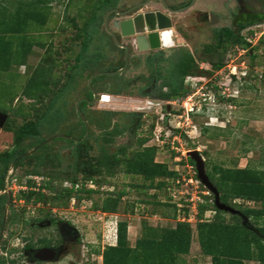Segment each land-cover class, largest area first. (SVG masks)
Wrapping results in <instances>:
<instances>
[{
	"label": "rangeland",
	"instance_id": "obj_1",
	"mask_svg": "<svg viewBox=\"0 0 264 264\" xmlns=\"http://www.w3.org/2000/svg\"><path fill=\"white\" fill-rule=\"evenodd\" d=\"M29 1L31 0H0V11L13 12L20 3ZM96 1L44 0L40 7L43 18L38 22L29 21L20 34L0 37L12 44L9 54L11 62L0 70V111L8 115V124L5 123L0 128V157L4 152L13 150L14 132L17 128L36 119L46 111V104L57 91L66 84L69 87L39 125V139L42 142L57 135L66 138L51 140L31 153L28 158L26 156L27 160L20 165L15 166L13 162L5 173V187L0 195L4 196L9 205H5L4 210L6 222L0 242V258L25 264V258L20 253L27 240L56 236L52 227L41 228L37 225L40 224L41 217L49 218L52 214L56 219L74 224L80 233L81 243L78 257L66 255L51 264H100L98 257L105 248L115 243V222H129L127 236L132 246L137 238L136 231L140 232L144 223L155 228L172 229L177 222H188L191 224L190 249L188 254L178 256V264H210L211 258L204 256L200 250L195 228L197 220L193 217L196 214L195 205L212 201L211 193L198 180L195 166L192 167L188 161L187 152L197 150L204 160L206 171H210L216 164L224 167L235 164L258 166L264 162V22L255 23L241 31L240 35L249 44L247 48L228 44L222 58L218 60V57L211 58L205 54L206 46L213 43V30L223 27L236 29L239 21L251 17L244 16L245 8L242 9L238 0H196L193 6L180 13H170L159 0H154L127 16L111 13L108 18V26L111 29L114 21L130 18L140 12L161 11L171 19L176 51L169 60L161 62L158 88L153 97L158 99L162 92L172 93V84H176L172 72L188 53L193 56L197 68L194 76L201 78L198 80L201 84L216 83L225 94L234 98H227L218 90L214 91V103H210V109L194 116L190 115L189 122H186V115L178 117L179 114H184V110L180 107V102L174 103L176 98L166 100L169 109L167 105H163L152 107L150 110L135 111L134 107L147 108V104L127 102V99L141 98L142 94L138 93L150 84L152 72L137 71L135 75L129 69L125 73L126 76L143 75L150 78L149 82H137L126 90V95L122 96L124 101L121 104L116 103L121 109L96 106L83 114L86 102H80L77 108L78 100L73 94L78 83L86 82L93 73L102 70L115 72L116 70L110 69L121 67L123 64V52L104 26L105 17L111 9H98ZM143 1L145 0H116L112 9L122 12ZM165 1L170 8L177 10L191 2ZM242 1L246 8L260 14L259 21L264 19V0ZM93 14L98 20L89 28L92 41L79 67L74 69L77 65L75 58L80 52L82 42L76 39L77 28H82ZM70 19L74 20L77 28ZM114 32L117 39L124 42L119 32ZM88 60L95 62V65L91 66ZM219 61L221 68L215 66ZM93 67H96V72H93ZM118 77L103 75L95 78L90 85L87 83L85 94L93 98L91 89L96 82H115ZM124 78L127 77H122L123 82L126 81ZM131 80L129 78L126 83ZM35 82L45 83L36 86ZM192 82L194 88L191 91L195 92L194 89L199 87L200 83ZM116 83H112L113 91L116 86L118 90ZM229 99H234V102L228 101ZM78 111L82 113L88 126L85 141L93 147L87 156L80 159L79 163L84 165V174L89 172L90 160L93 162L100 155L101 148L114 152L122 146H127V154L152 149L149 160L158 166H164L166 170L178 172V179L173 183L170 180L162 189L148 190L143 187L148 183L137 175L118 172L113 177H101L106 183L103 189L91 198L92 202L109 201L108 209L103 211L92 210L89 203L71 204L70 200L51 206L43 201L35 202L36 196L29 202L21 199V194L31 190L53 196L56 191H47L43 184L51 182V186L60 191L64 188V180L73 176L72 165L75 164L74 156L77 151L72 139H83L86 133ZM168 114L172 116L166 117ZM165 118L170 120L172 126L183 128L181 131L183 134L185 132L186 140L178 136L175 139L171 133L168 137L164 136L167 129H160L159 126L166 125ZM153 131L158 137L162 134L164 140H152L150 134ZM148 136L150 139L143 146H138V139ZM39 139H25L17 150L24 154L32 152L39 145ZM41 158L45 159L47 164H39ZM121 193L123 199L117 201L114 194ZM180 201L186 202L187 205ZM166 202L177 204L176 206L181 204L177 207L181 211L176 212V219L163 217L164 213L173 214V209L164 205ZM230 206L236 209L255 207L253 203L240 200L233 201ZM112 207L116 209L114 212L109 210L113 209ZM48 210L52 211L47 213ZM215 216L214 210H208L204 213L203 220L212 221ZM223 218L226 222H231L228 214H224ZM262 223L263 220L258 222L259 225ZM31 224L36 225L32 227ZM245 264L259 263L250 260Z\"/></svg>",
	"mask_w": 264,
	"mask_h": 264
},
{
	"label": "trees",
	"instance_id": "obj_2",
	"mask_svg": "<svg viewBox=\"0 0 264 264\" xmlns=\"http://www.w3.org/2000/svg\"><path fill=\"white\" fill-rule=\"evenodd\" d=\"M43 3L44 0H31L27 3H20L18 5L19 7L13 12L7 13L3 11L1 13L0 11V37L20 34L24 31L29 21L34 20L38 22L40 18H43V14L40 11L41 4ZM95 5L100 10H109L115 7L116 0H97ZM97 20V16L93 14L82 28H77L78 26L74 23V20L70 19L73 26L78 30L76 39L82 40L80 52L75 58L77 65L74 66V69L79 67V63L83 60L82 57L90 46L92 34L89 32V28ZM259 22H264V19L259 21L253 20V17H250L247 20L239 21L236 29L230 27L214 29L212 32L213 43L206 46L205 54L211 58L218 57V60H220L228 44H236L244 49L247 48L249 44L240 33L247 27ZM11 45L10 41L0 39V70H3L11 62L9 57ZM88 63L91 66L95 65V62L91 60H88ZM215 66L221 68L222 64L219 61ZM117 69L118 67L110 70ZM196 69L193 56L186 53L183 60L176 65L172 72L176 80V84H172V93L162 92L158 96L159 99L166 101L173 98L177 100L185 97L190 90L184 85V78L190 75L194 76ZM95 71L96 67H93V72ZM44 83L35 82V85L40 86ZM67 86L68 84L64 85L61 90L56 92L46 104V111L39 114L36 119L19 126L14 132L13 150L4 152L0 157V193L4 191L5 173L10 165L17 160L15 166H18L29 157H20L24 154V152L17 150L21 141L30 138L39 139V125L41 120L52 110L65 89L69 88ZM228 101L234 102V99H229ZM172 134L186 140L180 130L172 129ZM150 135L152 136V133ZM149 139V136L138 139V146H143ZM41 142L42 140L39 139L38 144ZM72 144L75 145L74 147L77 151L74 156L75 164L73 163L72 165V171L74 173L72 177L64 181L75 185L79 181L84 184V182L92 180L98 189L88 190L82 188L78 193H74L69 188H63L58 191L51 186V182L47 181L43 184V187L49 192L56 191L55 195L46 196V194L31 190L21 194V199L29 202L32 197L36 196L35 202L43 201L49 203L51 206L55 203L60 204L59 202L69 201L73 196L78 198L77 201L82 199L92 200L91 196L99 193L101 191L100 188L106 183L105 180H101L100 178L104 176L113 177L118 172L140 176L144 182L148 183L143 185L148 190L162 189L168 185L170 180L173 183L179 177L178 172L166 170L164 166H158L149 160L153 151L152 149L127 154V146H122L114 152L101 148L100 155L93 162L90 160L89 172L84 174V165L79 162L83 156H87L93 150V147L85 140L76 143L72 141ZM188 161L194 167V162L190 158H188ZM38 162L39 164H47L43 158ZM206 174L216 187L222 203L230 206V203L233 201L240 200L242 202L253 203L255 207L243 209L233 207L246 219L244 221L239 215H231L217 210L213 204L214 198L212 194L210 196L212 201L198 204L195 228L199 247L203 255L211 258L210 264H245L246 261L250 260L264 264V223L261 225L258 224L261 220L264 222V162L258 166L247 165L245 168H238L236 164L230 167L216 164L213 165L210 171H206ZM114 197L118 201L123 199V194H114ZM6 203L7 201L4 196L0 195V229L3 223ZM113 203L116 204V202ZM181 203L187 205L186 202L182 201ZM164 205L170 206L173 209V214L164 213L163 217L176 219V212L181 211V209L177 208V204L166 202ZM108 207L109 201H93L92 204L93 210L101 209L103 211L107 210ZM112 208L109 210L114 212L116 209L115 207ZM182 210L186 211L185 209ZM208 210H214L216 213L212 221L203 220L204 213ZM49 211L51 212L52 210H48L47 213H50ZM224 214L229 215L230 223L225 221L223 218ZM128 225L129 222L117 223V238L115 244L109 245L103 250L101 254L102 264H178V256L181 254L186 255L189 252L191 244V224L188 222H177L176 226L172 229L155 228L144 223L139 232L140 236L136 239L134 246H131L128 240ZM0 264L17 263L1 257Z\"/></svg>",
	"mask_w": 264,
	"mask_h": 264
},
{
	"label": "water",
	"instance_id": "obj_3",
	"mask_svg": "<svg viewBox=\"0 0 264 264\" xmlns=\"http://www.w3.org/2000/svg\"><path fill=\"white\" fill-rule=\"evenodd\" d=\"M151 1H154V0H145L122 12L118 11L117 9H111L107 13L105 17V23H104L105 29L112 36L115 43L119 47L125 50V65L123 66L122 69L117 70L115 72H100V73L93 75L89 79V83H88L89 85L91 84V81L95 77L103 76V75L112 76V75L121 74L127 66L129 46L126 44H123L117 39V35L115 34L114 30L118 31L122 38L126 39L131 44L132 47L137 48L139 51H148V50H154V49H167V48H171L175 46V37H174L173 29H172L171 19L165 13L161 11H147V12L136 13L134 16L130 18H126L121 21H114L113 22L114 30L109 28L108 18L111 13H115L119 16H127L143 8ZM159 1L162 3L164 8L168 12L180 13V12H183L189 9L191 6H193L196 0H191V2L187 6H185L184 8L178 9V10L170 8L165 0H159ZM91 91L93 93V99L90 102L88 101H85V102L94 104L97 100V94L93 91V89H91ZM111 101H112L111 104L109 105L104 104L101 107L105 108L107 106L109 109H121L120 108L121 106L116 105V103L123 102L124 98H122L121 96L112 97ZM127 102L147 104V108L134 107L133 109L135 111L150 110L152 109V107L163 106V105H167V109L170 108V106L166 104V102L163 100H153V99L144 100V99H137V98L136 99L129 98L127 99ZM79 103L80 101L77 102V108L79 107ZM78 113H79V116L81 117L86 133L83 139H80V140L72 139V140H74L75 142H82L87 137L88 126H87L86 121L82 117V113L80 111H78ZM7 119H8V115L0 111V128L4 126ZM58 137L66 138L64 136H58V135L50 137L49 139L40 143L36 148L32 150V152L22 154L20 157L24 158L26 156H29L31 153L36 152L43 145L47 144L51 140L58 138ZM187 156L194 162L198 180L213 195V198H214L213 204L215 208L219 211H222V212H225L231 215H239L240 217L243 218L244 221H246V219L242 216V214L238 210L220 201L219 193L216 187L213 185V183L210 181L209 177L206 174L204 160L202 156L199 154V152L197 150L188 151ZM8 205L9 203H7V206ZM5 222H6V216L4 215L2 228L0 230V242L3 237ZM54 255H55V250L50 249V248H42V249L36 250L34 253L36 261H39V262H54L56 261V259L53 258Z\"/></svg>",
	"mask_w": 264,
	"mask_h": 264
},
{
	"label": "flooded vegetation",
	"instance_id": "obj_4",
	"mask_svg": "<svg viewBox=\"0 0 264 264\" xmlns=\"http://www.w3.org/2000/svg\"><path fill=\"white\" fill-rule=\"evenodd\" d=\"M238 2L242 5V9L245 8V14L244 16H251L254 19L253 20H259L260 14L256 12L255 10H251L245 7L242 0H238ZM264 8V7H263ZM243 16V15H242ZM262 17V16H261ZM264 17V16H263ZM121 36V35H120ZM122 38V37H121ZM124 42L123 44H126L129 46V52H128V63L127 68L132 63V58L134 60H138V63H140L146 70L152 72V78L150 81V84H147L146 88L143 90L141 89L140 93L142 94L141 98H149L153 100H160L153 97L154 93H156V90L158 88L157 82H158V72L160 69L161 62H165L169 60L173 55H175V46L167 49H154V50H148V51H139L137 48H133L131 44L124 38H122ZM123 51V65H125V50L121 47H119ZM132 49L136 50V53L134 56H132ZM179 62V61H178ZM177 63V62H176ZM175 63V64H176ZM174 64V65H175ZM176 67V66H175ZM150 78L143 77V76H137L134 79L131 80V82H127L121 86L122 90L130 89L131 87L135 86L137 82H144L148 83ZM155 98V99H154ZM16 161V160H15ZM14 161V162H15ZM7 205V204H6ZM39 227L41 228H47L52 227L53 230H55L56 236L52 237H41L40 240L37 238L34 240H27V243L23 245L22 252L20 255H22L25 260H23V263L25 264H51L58 260H60L63 256L70 255L71 257L75 258L78 257V249L81 243V236L78 231V229L75 227L74 224H72L70 221H62L59 219H56V217H53L51 214V217H41L40 219ZM36 224H31L33 227ZM42 248H50L55 250V255L53 258L56 259L54 262H39L36 261L34 253L36 250L42 249Z\"/></svg>",
	"mask_w": 264,
	"mask_h": 264
},
{
	"label": "built area",
	"instance_id": "obj_5",
	"mask_svg": "<svg viewBox=\"0 0 264 264\" xmlns=\"http://www.w3.org/2000/svg\"><path fill=\"white\" fill-rule=\"evenodd\" d=\"M201 79L197 76H186L185 79H184V85L190 90V92L185 96L183 97L181 100L177 99V100H174V103L177 102L179 103L180 102V107L183 108L184 110V114H179L178 117H185L184 115H186L185 118H187L186 122H189V118L191 116H194L196 115L197 113H203V111L210 109L209 108V105L210 103H214V91L216 92L217 90L221 93V95H226L227 98H232L233 96L229 95V94H225L224 91H222V88L220 86H218L216 83H213V82H209L208 84L206 83H203L201 84V82H199L198 80ZM192 81H195V83L197 82L199 84V87H196L194 90L195 92H192L191 90H193L194 86L192 85ZM192 87V89H191ZM198 94V95H197ZM234 98V97H233ZM111 96L110 95H107V94H99V99H98V103L99 104H110L111 102ZM168 104V103H166ZM191 115V116H190ZM169 116H172L171 114H168L166 117H169ZM165 123L166 125L163 126H159L160 129L162 128H166V133H164V136L168 137L169 134L171 133L172 135V129L174 130H182L183 128H177L175 126H172L171 122L169 119L165 118ZM164 120V119H163ZM164 131V130H163ZM183 131V130H182ZM181 131V132H182ZM165 132V131H164ZM159 133V132H158ZM183 133V132H182ZM187 134V132H186ZM184 135H185V132H184ZM152 140H164V138L162 137V134H159V137L157 136V134H155V132L153 131L152 132ZM173 138L177 139V135H174ZM179 138V136H178ZM64 188H69V189H72L74 193H78L82 188H85V189H88V190H97L98 187L97 185L95 184L94 181L92 180H88L86 182H84V184H82V182L79 181V183L75 184V185H71L70 182L68 181H64ZM103 188L101 187L100 190H102ZM191 201L193 200L192 198H190ZM190 201V200H189ZM200 201V200H199ZM70 203L72 204H78V205H81L82 203H89V208L92 209V200H86V199H82L80 201H77L76 200V197L73 196L71 199H70ZM200 203V202H199ZM181 204L178 203V206H180ZM197 205L196 204L194 207V212L196 213L195 216L193 214V218L196 217L197 215ZM93 210V209H92ZM189 216V215H188ZM196 220V219H194ZM190 221V220H189ZM117 223L118 222H115L114 223V234H113V240L116 241V238H117ZM115 244V243H114ZM112 244V245H114ZM111 245V244H110ZM98 259H100L101 262H99L100 264H102V256H99ZM47 264V263H46Z\"/></svg>",
	"mask_w": 264,
	"mask_h": 264
},
{
	"label": "crops",
	"instance_id": "obj_6",
	"mask_svg": "<svg viewBox=\"0 0 264 264\" xmlns=\"http://www.w3.org/2000/svg\"><path fill=\"white\" fill-rule=\"evenodd\" d=\"M119 47V46H118ZM133 48H135V47H133ZM120 49V48H119ZM136 49V48H135ZM123 52V51H122ZM132 56H134L135 55V53H136V50H133L132 49ZM123 57H124V55H123ZM132 63H131V65L127 68V66H126V68L124 69V71L121 73V74H117L119 77H118V80H115V82H117L116 84L118 85V90H116V87H115V91H113V85H112V83L114 84L115 82H96V85L95 86H93V91L97 94V96L99 95V94H110L112 97H117V96H125L126 94H125V92H126V90H122V88H121V86L123 85V84H125L126 83V81H128V79L129 78H131V79H134V77H137V76H130V77H128V76H126L125 75V73H127V71L129 70V69H131L132 70V72L133 73H135V72H137V71H146V68H144L140 63H138V60H134L133 58H132ZM123 62V61H122ZM123 65V64H122ZM123 68V66H121V67H118V69L117 70H120V69H122ZM116 70V71H117ZM106 71V70H105ZM96 72V71H95ZM102 72H104V70H102ZM97 73H100V72H96V73H93L88 79H90L93 75H95V74H97ZM139 73V72H138ZM135 75H137V73H135ZM139 75V74H138ZM143 76V75H142ZM97 77H99V76H97ZM97 77H95V78H97ZM122 77H127V78H124V79H126V81H122ZM143 77H146V76H143ZM94 78V79H95ZM87 79V80H88ZM93 79V80H94ZM86 80V82H79L78 83V87L74 90V92H73V94H75V98H76V100H78V101H80V102H85V101H88V102H90L93 98H91V97H88L85 93V89H86V86H87V83H89V80L87 81ZM92 80V81H93ZM121 82V83H120ZM92 83V82H91ZM118 83H120V86H119V84ZM112 85V86H111ZM115 85V84H114ZM101 90H105V91H101ZM128 90V89H127ZM96 106H99V103L97 102V100H96V102L94 103V104H91V103H87L86 102V108H85V111H83L82 113L83 114H86L87 112H89L90 110H93V109H95L96 108ZM102 106V105H101ZM101 106H99V107H101ZM107 107V106H106ZM247 166V164L246 165H244V166H242V165H239V166H237L238 168H245ZM140 236V233L138 232V231H136V239H138V237ZM128 240H130V238H128ZM130 243V242H129ZM132 246V245H131Z\"/></svg>",
	"mask_w": 264,
	"mask_h": 264
},
{
	"label": "clouds",
	"instance_id": "obj_7",
	"mask_svg": "<svg viewBox=\"0 0 264 264\" xmlns=\"http://www.w3.org/2000/svg\"><path fill=\"white\" fill-rule=\"evenodd\" d=\"M105 94V93H104ZM107 95H110V94H107ZM111 96V95H110ZM111 98H112V96H111ZM98 99H99V95L97 96V102H98ZM163 101H165V100H163ZM111 103H112V101H110ZM165 102H167V101H165ZM110 103V104H111ZM101 105H104V104H99V106H101ZM106 105H109V104H106ZM63 221V220H62Z\"/></svg>",
	"mask_w": 264,
	"mask_h": 264
},
{
	"label": "bare ground",
	"instance_id": "obj_8",
	"mask_svg": "<svg viewBox=\"0 0 264 264\" xmlns=\"http://www.w3.org/2000/svg\"><path fill=\"white\" fill-rule=\"evenodd\" d=\"M119 104H121V102H119Z\"/></svg>",
	"mask_w": 264,
	"mask_h": 264
}]
</instances>
